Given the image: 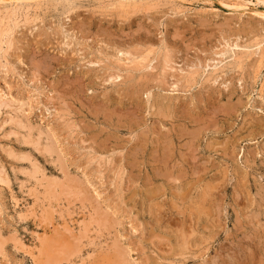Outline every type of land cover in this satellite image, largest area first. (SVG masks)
<instances>
[{"label":"rangeland","instance_id":"rangeland-1","mask_svg":"<svg viewBox=\"0 0 264 264\" xmlns=\"http://www.w3.org/2000/svg\"><path fill=\"white\" fill-rule=\"evenodd\" d=\"M29 1L0 0V264H264V0Z\"/></svg>","mask_w":264,"mask_h":264},{"label":"bare ground","instance_id":"bare-ground-1","mask_svg":"<svg viewBox=\"0 0 264 264\" xmlns=\"http://www.w3.org/2000/svg\"><path fill=\"white\" fill-rule=\"evenodd\" d=\"M15 1H18V2H19V0H15ZM24 1H25V0H24ZM35 1H36V0H35ZM37 1H38V0H37ZM64 1H65V0H64ZM66 1H67V0H66ZM66 1H65V2H66ZM111 1H112V0H111ZM113 1H114V0H113ZM115 1H116V0H115ZM139 1H141V0H119L118 2H120V4H121V2L124 3V4H125V3H131V4L133 3V4H134V3L139 2ZM26 2L28 3V2H30V1H29V0L27 1V0H26ZM26 2H25V3H26ZM2 3H3V2H2ZM5 3H6V0H5ZM5 3H4V4H5ZM7 3H8V2H7ZM13 3H14V2H13ZM13 3H10V4H12V5L14 6ZM23 3H24V2H23ZM116 3H117V2H116ZM10 4H9V6H10ZM111 4H112V3H111ZM139 4H140V3H139ZM125 5H126V4H125ZM3 6H4V5H3ZM109 6H110V5H109ZM11 7H12V6H11ZM13 8H14V7H13ZM9 9H10V8H9ZM11 9H12V8H11ZM17 12H18V11H17ZM12 14H13V13H12ZM256 14H257V13H256ZM262 15H264V14L262 13ZM5 23H6V22H5ZM263 40H264V39H263ZM258 44H259V43H258ZM260 44H261V43H260ZM257 47H258V46H257ZM230 50H231V49H230ZM124 54H125V53H124ZM122 56H123V53H122ZM125 58H126V57H125Z\"/></svg>","mask_w":264,"mask_h":264}]
</instances>
